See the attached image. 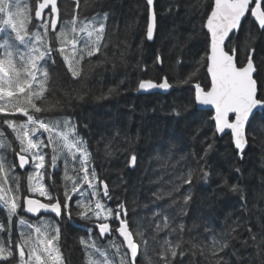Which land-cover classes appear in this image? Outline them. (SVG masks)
<instances>
[{"label":"snow or ice","instance_id":"1","mask_svg":"<svg viewBox=\"0 0 264 264\" xmlns=\"http://www.w3.org/2000/svg\"><path fill=\"white\" fill-rule=\"evenodd\" d=\"M105 7L101 0H0V210L4 212L0 217V264H69L62 242L68 225L81 227L78 220L86 222L83 230L87 235L77 238L83 264H137L141 255L140 264H184L189 255L188 264H196L198 256L205 264H264V224L255 231L248 221L238 219L233 222L235 227L213 234L211 242L204 244L190 235L198 225L189 228L184 222L199 199L196 185H207L213 175L221 181L218 187L238 196L240 210L248 211L246 189L239 180L230 184V176L214 171L209 157L216 151V141L228 135L242 160L254 139L249 130L264 132V67L256 63L254 46L255 33L264 38V0H198L195 6L171 0L165 13H158L156 0H144L139 51L145 41L154 43L158 37L159 15H179L181 11L192 15L195 11L200 23L193 25L195 35H189L187 41L203 45V54L198 51L194 54L198 59L189 61L186 45H182L170 72L143 78L163 69L167 62L157 49L151 64L138 59L133 66L137 73L133 90L150 93L187 87L191 100L173 105L174 115L195 111L197 105L211 106L214 111L206 122L212 135L200 141L206 145L202 154L193 149L176 159V144L170 143L161 158L163 174L150 183L163 186L151 194L157 209L145 218L149 223L143 231L134 228L131 219L134 209L130 204L136 201L127 200L122 183L111 181L110 187L106 174L97 171L81 127L71 117L59 115L58 110L66 105L54 96L58 75L54 69L58 66L80 83L75 96L79 101L89 95L90 76L126 66L131 33L123 41L113 40L118 25L107 23L113 14L104 11ZM89 10L96 14L89 16ZM246 24L255 28L245 30ZM128 80L125 73L119 84ZM117 91L109 88L95 99H107ZM203 130L204 124L199 125L192 140ZM139 138L137 133L135 139ZM104 152L106 157L115 155L111 139ZM189 156L195 167L189 165ZM136 163L133 149L125 165L135 167ZM121 187L124 192L115 195ZM166 198L170 202L160 207L159 202ZM239 229L247 232L246 238L241 239ZM204 231L214 232L208 227ZM101 239H107V244H99Z\"/></svg>","mask_w":264,"mask_h":264},{"label":"trees","instance_id":"2","mask_svg":"<svg viewBox=\"0 0 264 264\" xmlns=\"http://www.w3.org/2000/svg\"><path fill=\"white\" fill-rule=\"evenodd\" d=\"M81 2L83 3V0ZM101 2L107 5L104 11H111L113 14V18L107 23L118 25V31L113 36V40L123 41L129 37V32L131 33L132 46L125 57L126 66L119 65L114 72L109 70L103 75L96 73L90 76L87 82L90 92L84 101L75 99L80 83L64 75L63 68L58 66L54 69L58 74L54 96L66 105L58 110L59 115L71 117L81 127V135L89 143L97 171H103L106 174L105 178L110 183V187L111 181H116L117 184L122 183L127 188V200L136 201L134 205L130 204V209H134L131 212V219L134 221L133 227L143 231L144 226L149 223L145 218L150 217L157 209V205L151 203V194L163 186L161 183H150L163 174L160 169L161 158L167 154L170 143L176 144L174 150L176 159L193 149L197 154H202L203 147L206 145H202L200 141L205 135H212L206 122L213 112L197 107V110L177 117L172 113L173 105L188 104L192 96L191 91L187 87H182L166 93H137L133 90L137 76L133 66L138 59L151 64L156 50L160 49L161 54L168 58L164 68L156 69L150 72L148 77L143 78H155L157 73L162 75L170 72V66L174 63L182 45H186L185 55L189 61L193 58L198 59V56L194 54L199 51L202 55L203 45L196 44L195 41L189 42L187 37L195 35L192 28L193 25L198 26L200 20L195 11L192 15H186L184 11H181L179 15L174 12L159 15L158 37L154 43L145 41L141 52L138 49L140 32L145 25L144 0H101ZM204 2L205 0H199V3ZM185 3L195 6L198 0H185ZM156 6L158 13H165V10L171 7V0H156ZM95 14L94 11H88L89 16ZM64 18L68 19L67 16ZM132 24H137V26L129 29L128 26ZM248 28L254 29L255 26L246 24L245 30ZM109 31L112 29L109 28ZM255 34L257 35L254 44L257 48L255 60L258 65L264 67L262 63L264 62V38H260L258 33ZM243 35L244 33H241L242 37ZM173 45L176 47L173 48ZM113 51L115 48L109 52V55H112ZM241 56H243V51H241ZM125 73L129 74V80L124 85H120L119 81L125 78ZM109 88H117L118 91L107 99L99 101L95 99L96 96L106 94ZM83 124H88L89 128L83 129ZM201 124H204L203 133L196 141H193L194 130ZM117 130H119V136H115ZM7 131L5 129L6 133ZM137 133H139V140L135 139ZM249 133L254 139H250L242 160L238 158L228 135L216 141V151L209 157V163L214 171L230 176V184L239 180L246 189L247 212L240 210V201L236 194L230 193L226 187H218L221 181L215 175L207 185L203 182L196 185L199 199L190 209L189 217L185 218L184 222L189 228L193 223L198 225L197 228L192 229L190 235L204 244L211 242L213 234H219L235 227L233 222L238 219L241 223L248 221L255 231H260L259 225L264 224V132L259 129L256 131L250 129ZM102 135L106 139L101 140ZM126 136L128 140L125 139ZM8 139L11 140L12 137L8 136ZM109 139L112 140L115 152L112 157H106L104 152L105 143ZM98 141H100L99 144ZM124 149L129 151L124 152ZM133 149L137 153L136 166L126 167V157ZM8 158L12 159L10 154ZM188 163L191 167L196 166L190 156ZM235 168H240V173L234 172ZM19 175L24 177L25 174L20 172ZM167 178L165 176V179ZM124 187L118 189L115 195H121ZM169 202L166 198L165 201L159 202V206L164 207ZM2 216L4 212L0 210V217ZM77 224L81 227L77 228L71 224L67 226L63 239L65 242H62L69 264H83L84 260L82 247L78 244L77 238L87 235L83 230L86 222L78 220ZM205 227L213 229L214 232H205ZM238 231L241 233V239L247 237L246 231L243 229ZM188 236L186 232L185 239H188ZM93 239H96L95 235ZM107 242V239L99 240V244H107ZM239 246L237 243V247ZM244 254L247 255V253ZM143 259L141 255L137 264H140ZM189 259H192L191 255L185 259L184 264H188ZM195 261L196 264H205L203 257L198 256ZM245 264L248 262L246 261ZM256 264H259V261H256Z\"/></svg>","mask_w":264,"mask_h":264},{"label":"water","instance_id":"3","mask_svg":"<svg viewBox=\"0 0 264 264\" xmlns=\"http://www.w3.org/2000/svg\"><path fill=\"white\" fill-rule=\"evenodd\" d=\"M170 90L168 91H164V90H153L152 92H163V93H166V92H169ZM199 109H202V110H212L214 111V109L211 108V106H200V105H197ZM249 146V145H248ZM248 146L246 148V151L248 149Z\"/></svg>","mask_w":264,"mask_h":264},{"label":"bare ground","instance_id":"4","mask_svg":"<svg viewBox=\"0 0 264 264\" xmlns=\"http://www.w3.org/2000/svg\"><path fill=\"white\" fill-rule=\"evenodd\" d=\"M64 242H65V241H64ZM64 242H63V243H64Z\"/></svg>","mask_w":264,"mask_h":264}]
</instances>
